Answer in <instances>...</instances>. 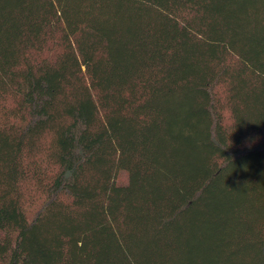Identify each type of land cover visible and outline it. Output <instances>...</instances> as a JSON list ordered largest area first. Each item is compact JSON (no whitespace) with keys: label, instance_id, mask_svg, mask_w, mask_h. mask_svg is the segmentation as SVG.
I'll use <instances>...</instances> for the list:
<instances>
[{"label":"trees","instance_id":"trees-1","mask_svg":"<svg viewBox=\"0 0 264 264\" xmlns=\"http://www.w3.org/2000/svg\"><path fill=\"white\" fill-rule=\"evenodd\" d=\"M262 137L264 0H0V264H264Z\"/></svg>","mask_w":264,"mask_h":264},{"label":"rangeland","instance_id":"rangeland-1","mask_svg":"<svg viewBox=\"0 0 264 264\" xmlns=\"http://www.w3.org/2000/svg\"><path fill=\"white\" fill-rule=\"evenodd\" d=\"M225 115V121L229 122V119L227 118L228 114L227 112L224 114ZM264 140V137H262L259 141ZM127 181V174L125 172H121L118 177H117V182L119 183H125Z\"/></svg>","mask_w":264,"mask_h":264},{"label":"clouds","instance_id":"clouds-1","mask_svg":"<svg viewBox=\"0 0 264 264\" xmlns=\"http://www.w3.org/2000/svg\"><path fill=\"white\" fill-rule=\"evenodd\" d=\"M236 131V125L234 126V131H233V133Z\"/></svg>","mask_w":264,"mask_h":264}]
</instances>
